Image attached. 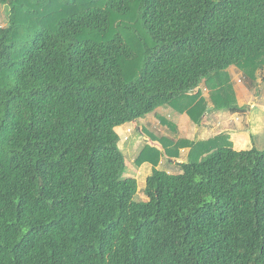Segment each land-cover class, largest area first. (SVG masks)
Segmentation results:
<instances>
[{
	"label": "trees",
	"instance_id": "1",
	"mask_svg": "<svg viewBox=\"0 0 264 264\" xmlns=\"http://www.w3.org/2000/svg\"><path fill=\"white\" fill-rule=\"evenodd\" d=\"M0 3V264H264V150L148 136L137 201L116 131L242 111L226 69H264V0Z\"/></svg>",
	"mask_w": 264,
	"mask_h": 264
},
{
	"label": "rangeland",
	"instance_id": "2",
	"mask_svg": "<svg viewBox=\"0 0 264 264\" xmlns=\"http://www.w3.org/2000/svg\"><path fill=\"white\" fill-rule=\"evenodd\" d=\"M8 10H9V6L7 4L0 3V26H5L7 24ZM257 73H256V79L258 78V81H256V79L253 80L254 87L251 88V91L252 92L255 91L257 99L262 101L264 99V69H260ZM237 86H238V89L242 87L240 86V84ZM227 87L231 88L232 90L234 88L231 84H227ZM204 92H205L204 98L208 97L209 95L208 89H206ZM164 109L166 110V112H164L165 111ZM164 109L157 108V110L154 113L144 116L137 122H129V123H125L124 125L120 127H116V131L120 136L118 146L122 150L124 158H125V170H124L123 175L125 177L132 176L136 178L137 184H138V191L135 196V199L137 201L141 199H145V195L142 192V189L144 188L145 179L148 173L150 172L151 166L148 163H144L141 166L137 167L134 163V159L136 155L138 154V152L141 150V148L146 143H151V144L158 143V141L150 140L148 136L149 137L150 136L152 137L168 136V137H172L175 139L179 137H183L185 134L187 136H192L193 129L191 131H185V130L181 131L179 129L177 130L176 125H175V129H172L170 127V124H173V121H174L173 116L171 115L170 110L166 108ZM163 113H165L166 118L169 119V124L168 123L164 124L161 122L160 117L163 115ZM240 116H241V119L238 118ZM252 117H253V122H254L252 124L251 123L246 124V122L248 121V118L247 116H243V115H232L230 121L232 123L234 122L237 123L238 128H237L236 134L238 138L240 139L241 143H244L243 147L245 149H249L247 147H255L258 150H264V112H261L260 108L255 107V109L252 112ZM248 126H249V132H247ZM220 127H222V125H220ZM224 127H228V126L224 125ZM220 131L221 130H216L212 132L209 131V132H211V134L213 135L214 134L218 135L223 132V131L222 132ZM179 132H182L183 134L181 135L179 134ZM204 134L205 133L200 132L198 137L201 138V136H204ZM234 140L237 141L235 136H234ZM240 141H237V142H240ZM181 151H182V155L180 158L184 160V156H186L187 149H182ZM158 166L172 173L178 171L177 165L173 162L167 161L165 158H161V161L158 164Z\"/></svg>",
	"mask_w": 264,
	"mask_h": 264
},
{
	"label": "crops",
	"instance_id": "3",
	"mask_svg": "<svg viewBox=\"0 0 264 264\" xmlns=\"http://www.w3.org/2000/svg\"><path fill=\"white\" fill-rule=\"evenodd\" d=\"M226 72L228 74V77L230 79L232 86L234 87L233 91H234L236 99H237V104L239 105V107H242L243 110L242 111H236V112L229 111V110H225V111L224 110H211V106H210L209 109H207V111L204 113L202 120H200L199 123H195L191 120V118L186 113H177V112L172 111L169 108H166V109L170 110L171 115L173 116V119H174L173 124L177 126V130L179 129L181 131H184V130L185 131H191L193 129L192 130V136H187L185 134L181 138L207 139V138H210V137H213L216 135V134H214V135L211 134L212 131L221 130L220 132L223 131V133H226L229 135V139L232 142V146L234 149H236V150L245 149L243 147L244 143H241L240 139L238 138V136L236 134L237 128H238L237 123L236 122L232 123L230 121L231 116L232 115L247 116L248 121L246 122V124L247 123H251V124L254 123L253 117H252V112L255 109V107L260 108V111L264 112V99L262 101L257 99L255 91H253V92L251 91V88L254 87L253 81H249L245 77L243 72L238 67H236L235 65H231L226 69ZM257 75H258V73H257ZM256 81H258V78L256 79ZM239 84L242 87H240L238 89L237 85H239ZM197 90H200L202 92V96H204V94H205L204 91L206 90V88L204 87V82H203V84H201L200 89L196 88V89H194L193 92L196 93ZM164 112H166V110ZM162 116H164L166 118L165 113H163ZM238 118L241 119V116ZM220 125H222V127H220ZM224 125H227L228 127H224ZM249 126L247 127V130H248L247 132H249ZM118 127H120V126H118ZM209 131H211V132H209ZM200 132L205 133L204 134L205 137L201 136V138H199L198 136H199ZM179 134L182 135L183 133L179 132ZM234 136L236 137V140L240 141V142L235 141ZM170 138H172V137H170ZM172 139H175V138H172ZM153 145L157 146L158 148H161V145L159 143H156ZM247 148H251V147H247ZM183 149H187V153H188V148H183ZM181 150H180V152H181L180 157L182 155ZM187 153H186V156H184V160L187 158ZM184 160L179 158V161H184ZM161 169H163V168H161Z\"/></svg>",
	"mask_w": 264,
	"mask_h": 264
}]
</instances>
